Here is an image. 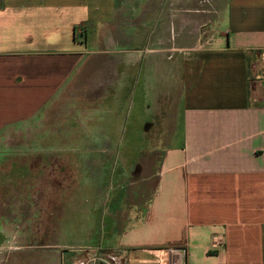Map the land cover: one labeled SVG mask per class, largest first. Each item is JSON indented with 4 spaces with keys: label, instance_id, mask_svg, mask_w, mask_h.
Here are the masks:
<instances>
[{
    "label": "crops",
    "instance_id": "1",
    "mask_svg": "<svg viewBox=\"0 0 264 264\" xmlns=\"http://www.w3.org/2000/svg\"><path fill=\"white\" fill-rule=\"evenodd\" d=\"M263 54L264 0H0V264H264Z\"/></svg>",
    "mask_w": 264,
    "mask_h": 264
},
{
    "label": "rangeland",
    "instance_id": "2",
    "mask_svg": "<svg viewBox=\"0 0 264 264\" xmlns=\"http://www.w3.org/2000/svg\"><path fill=\"white\" fill-rule=\"evenodd\" d=\"M254 70L256 71L255 68ZM258 70H259L258 74L259 76L261 75L262 78L259 80H256L254 77L255 83H253V87L258 88L257 93L259 97L264 98V75L262 73L264 71V61L262 62L260 61V66ZM255 71L254 73L256 74ZM124 147L128 149L129 148L133 149L134 146H120V148L122 149ZM135 147H136L135 153L138 154L139 152L137 150H143L146 148V151L148 153L150 152V149L157 150L156 152H158V151H161L164 146H159V145H148V146L141 145L140 146L138 145ZM119 159L120 161H123L122 158L119 157ZM121 163L122 165L130 164L128 162H121ZM121 163L119 162L117 165L121 166ZM78 172H80L78 177L77 176L70 177L68 174L69 172L64 173L62 175V178H63L62 182L64 181L63 187L65 188V192L62 194V196L66 201H68V204L70 205V207L68 208V216L66 217V220L68 222L67 226H69L70 224H74V218L72 216H74V212L76 210H78L79 212H85L86 210H88V208L90 209L91 207L95 208L98 204H101L102 201L109 202L113 197L115 199V203H117V195L118 196L121 195V193L118 192V184H117L118 183V177H117L118 173L117 172L116 174H113L112 170H110L108 174L105 173L104 176H97V177H102V178L98 179V182H97L98 187H95V188L91 184V176H90L91 174L90 175L88 174V173H91L89 168L81 169ZM75 182L77 183L76 187H74ZM76 206H79V208H76ZM101 212H102V209L99 210L98 213L101 214ZM76 225L78 227L83 226V221H80L78 223L76 222ZM1 243H2V248L4 249L9 248L11 246L10 242H0V246H1ZM48 243H57V245H60V246L65 245L66 243H69L72 246L77 245L76 240L74 241H71V240L52 241V242H48V241L45 242L44 240L20 241L19 244H22V245L33 244V246H35L36 248L35 250H33L32 248L23 249L21 253L19 252V255L16 254V256L19 258V263L27 264V261L32 258V255L38 252L39 250L38 248L44 247L43 245L48 244ZM30 262H28V264H30Z\"/></svg>",
    "mask_w": 264,
    "mask_h": 264
},
{
    "label": "built area",
    "instance_id": "3",
    "mask_svg": "<svg viewBox=\"0 0 264 264\" xmlns=\"http://www.w3.org/2000/svg\"><path fill=\"white\" fill-rule=\"evenodd\" d=\"M264 58V54H263ZM222 245V242L217 241L214 242L213 247L217 248ZM169 253V252H168ZM186 251L185 250H172L171 251V257H159L157 260V264H180V259L179 256L184 257ZM178 257V259H177ZM98 262H101L103 264H123L122 261L120 260L119 256L114 254V253H103L99 256L93 257V258H88V259H83L80 260L77 264H96Z\"/></svg>",
    "mask_w": 264,
    "mask_h": 264
}]
</instances>
